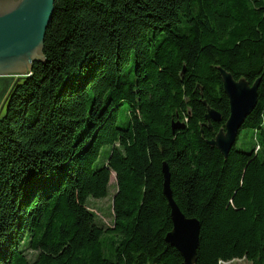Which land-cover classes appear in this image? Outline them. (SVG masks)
<instances>
[{"label": "trees", "instance_id": "1", "mask_svg": "<svg viewBox=\"0 0 264 264\" xmlns=\"http://www.w3.org/2000/svg\"><path fill=\"white\" fill-rule=\"evenodd\" d=\"M44 53L0 119V264H185L164 164L196 264H264V0H56ZM220 69L261 79L227 157Z\"/></svg>", "mask_w": 264, "mask_h": 264}, {"label": "water", "instance_id": "2", "mask_svg": "<svg viewBox=\"0 0 264 264\" xmlns=\"http://www.w3.org/2000/svg\"><path fill=\"white\" fill-rule=\"evenodd\" d=\"M55 2L0 0V119L17 85L32 75L35 64L46 61L45 39L55 12ZM220 73L225 94L230 101V117L225 128L208 144L227 157L237 144L247 117L257 107L261 79L251 86L247 80H236L223 69H220ZM206 119L212 126V122L220 123L222 117L208 108ZM185 127L181 123L173 125L174 129ZM163 173L164 195L171 207L173 222V230L167 235L166 242L180 252L185 264H196L201 225L198 220L187 218L174 201L167 164L163 166Z\"/></svg>", "mask_w": 264, "mask_h": 264}, {"label": "rangeland", "instance_id": "3", "mask_svg": "<svg viewBox=\"0 0 264 264\" xmlns=\"http://www.w3.org/2000/svg\"><path fill=\"white\" fill-rule=\"evenodd\" d=\"M241 141L238 143V147H240ZM115 175L113 174L111 184L110 186V194L109 197L104 200H98V201H92L90 203V206L92 209H94L95 212H97L99 216V220L102 223V221L108 226L112 225L113 222V211H112V204H113V196L116 192V185H115ZM224 264V263H223ZM226 264H251L247 260H235L230 263Z\"/></svg>", "mask_w": 264, "mask_h": 264}, {"label": "bare ground", "instance_id": "4", "mask_svg": "<svg viewBox=\"0 0 264 264\" xmlns=\"http://www.w3.org/2000/svg\"><path fill=\"white\" fill-rule=\"evenodd\" d=\"M224 264H226V263H224Z\"/></svg>", "mask_w": 264, "mask_h": 264}]
</instances>
